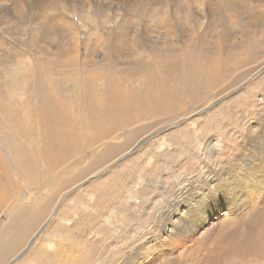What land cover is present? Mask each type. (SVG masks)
Listing matches in <instances>:
<instances>
[{
  "label": "rangeland",
  "instance_id": "1",
  "mask_svg": "<svg viewBox=\"0 0 264 264\" xmlns=\"http://www.w3.org/2000/svg\"><path fill=\"white\" fill-rule=\"evenodd\" d=\"M14 1L17 13L14 7L0 9V251L10 246L13 250L0 264H168V260L193 264V259L201 264L208 255L204 248L213 246L214 238L199 240L202 228L193 237L197 250L191 241L174 238L167 229L183 222L180 229L191 233L189 223L196 217L191 216L195 209H186L194 205L188 198L197 200L209 182L225 183L222 172L244 153L241 144L247 142L250 150L252 144L261 145L262 139L251 135L264 134V0H243L240 10L230 2L228 10L220 9L224 0ZM165 47H176L181 60L164 53ZM187 47L193 59L200 58L199 63L213 71L227 61L231 69L227 78L233 82L217 83L205 101L183 107L180 100L193 93L183 89L180 79L188 60L182 51ZM242 59L248 61L245 66ZM16 62L24 67L22 73L4 76L2 65ZM205 90L207 94L210 89ZM181 91L182 97L177 95ZM101 105L111 110L114 105L132 116V122L121 117L122 125L108 139L87 145L86 134L96 125L92 112ZM161 109L171 113L165 118L151 114ZM48 112L58 113L64 124L52 121ZM48 123L52 131L46 130ZM199 124L200 133L194 129ZM228 126L238 132L236 136ZM17 129L23 130V138ZM57 130L81 142L70 151L66 164L81 163L74 173L57 175L66 164L52 171L62 184L51 191L44 185L51 179L45 174L46 162L51 161L50 140ZM208 142L219 146L221 154L215 159L205 154ZM252 151L254 156L257 152ZM33 159L41 161V170L22 174L23 163ZM245 172L231 173L242 178ZM258 174L246 184L259 183L264 172ZM248 190L256 193L252 187ZM222 197L213 202L218 204ZM52 200L40 223L28 226L26 209ZM52 211L55 218H50ZM60 220L65 222L61 234L51 232ZM229 220L219 218L211 226L229 229L243 224L233 217ZM38 231L40 240L29 247ZM172 245L176 248L170 249ZM40 247L49 248L47 254L37 253Z\"/></svg>",
  "mask_w": 264,
  "mask_h": 264
},
{
  "label": "bare ground",
  "instance_id": "2",
  "mask_svg": "<svg viewBox=\"0 0 264 264\" xmlns=\"http://www.w3.org/2000/svg\"><path fill=\"white\" fill-rule=\"evenodd\" d=\"M9 1L10 0H0V9H4L5 10L4 6H9V7H11V9L14 7V11L17 13L18 12V9L16 8L17 6L15 7V5H14L16 2L14 0L13 1L11 0L10 2ZM19 1L21 2V0H19ZM54 1L57 2V1H61V0H54ZM78 1H80V0H78ZM164 1H166V0H164ZM178 1H180V0H178ZM211 1L219 3L222 0H216V1L211 0ZM224 1H225V3H224V5L220 9H223V8L225 9L226 8V10H228L227 9V6L228 5L226 4L227 2H230L231 7L233 9H235V10H240L242 8V5H243V0H224ZM20 2H18V3H20ZM41 2H42V0H41ZM45 2H47V1H45ZM128 2H132V1H128ZM161 2H162V0L160 1V3ZM39 3L40 2L38 1V4ZM53 3L54 2H51L50 4H53ZM179 4H181V3L178 2V4H176V5H179ZM21 11H22L21 10V7H19V12H21ZM48 19H50V16L48 17ZM41 24H44V28H45V25H47V24H45L43 22ZM53 27H55L54 24H53ZM58 28L60 29L61 27H58ZM58 28H57V31H58ZM174 29H175V27H174ZM51 30H52V28H51ZM178 30H179V28H178ZM180 30H182V28ZM180 34L182 35L181 32H180ZM164 35H165V32H164ZM244 36L245 35H242V37H244ZM63 44H65V43H63ZM175 48L176 47H173V48L172 47H165L163 49V51H164V53L165 52H170V53H172V55L175 58H179L181 60V53H177L178 50L175 49ZM188 49H190V48L187 47L186 48V51ZM186 51L185 52L182 51V54L183 55H187L184 59H186V60L188 59V60L184 62L183 68L180 71V72H182L180 74V79H182V81H183V89L184 88H187L189 91L191 90L193 93L191 95H189V96H184L183 100L182 99L180 100V103L183 105V107L192 106L194 104H197L199 102H202L203 100L205 101L207 99L208 94L211 93V90H212L211 88L213 86L215 88H217L216 87L217 86V83L220 85V83H222L223 81L224 82H227L228 81L229 83H227V84L229 86L233 82V81H229L230 79L227 78L228 75L230 74V70H231L229 68L230 65H229V63L227 61H225L224 66H221L220 69H217V70L213 71L209 67H206V65H202L201 62L199 63L200 58L193 59V54H192L191 51H187V52ZM118 52L119 53H122L119 50H118ZM249 52H251V50ZM251 55L255 58V60L257 59L256 56H254L253 54H251ZM128 57H129V55H128ZM123 58H125V56H123L121 59H123ZM169 59H172V57H170ZM242 60H244V63H242V64H244L243 66H245L248 61L246 59H242ZM168 64H169V66H171V61H169ZM18 65L19 64L17 62H16V64H12L11 66H10V64H3L2 65V74L5 76L4 73H7L8 74V72L9 73H14V74H20V73H22L24 67L21 66V65L20 66H18ZM5 71H7V72H5ZM176 74L178 75L179 72L176 73L175 70H174V75H176ZM5 79H7V78H5ZM5 83H6V85H11L9 82H7V80H5ZM75 84L77 85V83H75ZM5 87H8V86H5ZM9 88H10V86L8 87V89ZM79 88H81V87H79ZM205 88L210 89L207 94H205L206 93ZM215 88L212 90V93L215 90ZM58 91L62 93L63 92V89L58 88ZM65 92H66V90H65ZM165 92H167V89H163L162 90V93H165ZM184 94H185V92L181 91L177 95H180V97H182ZM112 106L113 107H112V110H111L109 106L101 105L98 109H96L94 112H92V115H93V117L96 120V125L93 128H91V130L88 131V133L86 134V139L88 141L87 145L89 144V145L93 146V145H95L97 143H100V141H103V140L108 139V137L111 136V134L115 130H117L120 127V125H122L121 120H120V119H122L121 117H123V122H127L128 120L131 121V118L130 117H132V116H128V115L124 114L122 111H117L114 108V105H112ZM37 107H38V109L40 111L41 108L39 106H37ZM124 107H127V106H124ZM105 110H111V111L105 112ZM42 113H46V112H42ZM170 113H171V109H168L166 111H163L161 109L159 112H152L151 114L153 116H155V117L162 116V118H165V117L169 116ZM258 113H260V112H258ZM50 114H52V113H49V115ZM186 114H189V112L187 110H186L185 115ZM52 115H53V118L51 119L52 121H54V120H56V121H62V122H60V126L64 124L63 119L61 118V116L58 113L57 114H52ZM132 115H133V112H132ZM185 115H183V116H185ZM242 116H246L245 113L242 114ZM146 118H147V116H146ZM243 118H245V117H243ZM237 122H240V121H237ZM137 123H139V122H137ZM249 124L250 123H248V126H250ZM122 127H124V126H122ZM200 127H201L200 124L197 125L196 127H194L195 131L196 132H199L200 129L203 130ZM208 128H210L209 125H207V127L204 128V129H206V132H207V129ZM257 128H255V129H257ZM263 128H264V126H263ZM52 129H53V127L49 123L46 124V130L47 131H52ZM212 130H214V129H212ZM229 130L232 131L234 135L237 132L236 130H233V129L231 130V128ZM137 132H138V129H137ZM249 132L252 133V132H254V130L250 127ZM17 133L20 135V138H23L24 137L23 130L17 129ZM59 133H60L59 130H57L55 132L56 136H58V138H59L58 140H56V136L50 140V147L49 148H51V150L48 153L51 156V158H49V159H51V161H47L46 162V169L48 171L45 174H46V177H48V176L50 177L51 176V179L49 180V183H48V180H47V182L44 185H45V187H48L49 186L51 188V191L56 190L57 188H59L60 184H62V182H59V180H58L59 177L57 175L62 176V174H65V173H74L76 166H78V164L81 163V162H79L78 164H74V163L71 162L68 165L66 164L67 163L66 161L69 158V154L71 153L70 151L74 147L78 146L81 142H77L71 135H68V134L62 133V132H61V134H59ZM227 133H228V131H227ZM51 136H54V135L51 134ZM251 136H254V137L255 136H258V137H260L262 139V142L260 141L261 142V145H259L260 147L257 144H252L251 145V147L255 148L254 153L257 152V153H255V155L253 154L254 156H252L250 154V152H253L252 151L253 148L251 150L248 149V143L247 142L241 144L240 146H242L245 149L244 153L241 154V156L239 158H237L235 161L229 162L228 164H230V165H228L227 170H225L224 172H222V174L225 175V177H222V179H223V181H225V183H222V182H213L212 181L211 182L212 185H210V182H209V184H208L205 192L202 191L200 193H197V197H196L197 200H195L192 197L188 198L189 200H193L191 202H194V205H188V207L186 209H187V211H192V210L195 209V211L193 212V214H191V216L194 215V217H196L195 219H192L190 221V223H189V225H190V229L189 230H191V233L184 232V231H182L180 229L181 226H183L185 224L183 222H182L181 226H176V224H175L176 222L175 221H177L178 218L175 219V221H174L175 223H173L172 226L170 225L171 228L170 229L169 228L167 229L169 233H174L172 235V237L175 238V237H180L181 236L182 239H186L188 242L191 241L192 244L190 242V246L193 245V243H197L198 242L197 240H194L193 237H194V235H196L197 233H199V231L202 228H203V232L202 233H204V234H203V236H201V237L198 238L199 240H202V242H203V240H208V239L214 238V240H215L214 245L211 246V247H208V248H204V250H206V249L208 250L207 251L208 255L204 259L203 258L201 259V264H233V263L234 264H250V262H253L254 264H264V178L262 180L260 179L261 181L259 183H255V186H250V185H247L246 184L248 181H250L251 179L254 178L252 175L257 176L258 172H262V171L264 172V134L263 133L254 132V135H251ZM250 137H249V139H251ZM197 138H198V135H197ZM244 140H246V139H244ZM130 141H132V140H130ZM127 142H128V140H127ZM110 147H111V145H110ZM121 147H119V148H121ZM207 147H208V150L205 151V154H206L207 158H212L213 157V159H215L216 156H218V154H221L218 151V147L219 146H217L215 144H212L211 142H208L207 143ZM113 149H114V147L111 149V152H112ZM92 150H94V149H92ZM106 150H108V149H106ZM114 151H116V150H114ZM217 151H218V153H217ZM84 157H85V155H84ZM84 157H82V158H84ZM98 163H99V161H98ZM62 164L63 165L66 164L67 165V166H65V171H60L59 173H57V175H54L53 176L51 174V172L52 171H55ZM32 168H34V169H38L39 168V170H41V168H42L41 161H38L37 159L36 160L33 159L31 162L28 161V164H27V161H25L23 163V167H22V170H23L22 171V174H25V173H28L29 174L30 171L32 170ZM243 169L244 170L246 169V172L243 174L242 178H239V177L238 178H234L233 177L232 173H235V171H238V170L240 171V170H243ZM78 170H79V168H78ZM79 174L81 175V173H79ZM86 174H87V172H86ZM81 178H82V176H81ZM33 181H34V179H33ZM72 181L73 180H70L68 182L71 183ZM220 183L223 185V187H221ZM250 184H251V182H250ZM44 185H42V186L44 187ZM232 185L234 187L231 188V192H228L227 191L228 188H226V187L227 186H232ZM64 186H66V183L64 184ZM249 186L252 187L256 191L255 194L252 192V190H251V192L248 190V188L250 189ZM63 188H66V187H63ZM219 190H222V191L219 192ZM91 195H93V194H91ZM219 195H222L223 196L221 198L223 200L222 201H219V203H221V205L219 203L218 204H215L218 201V200H216V197L217 196L219 197ZM215 200H216V202H213ZM53 201L54 200H52V201H45V202H43V204H40V203L37 204L36 203V204H33L30 208L26 209V211H25L24 214L27 217V220H26L27 225L32 227L33 225H35L36 223H38L43 217H45V215L47 213H49ZM197 201H199V204L197 203ZM59 207H60V205H59ZM58 211H60V210H58ZM55 212H53V214H51L50 218H55V215L57 213V212L56 213ZM113 212H115V211H113ZM178 213H180V212H178ZM245 213H247V216L249 215L252 218L249 219L246 216H244ZM68 214H69V212H68ZM171 217H173V216H171ZM171 217H169V218H171ZM229 217L230 218L233 217L235 219V221L237 220L239 222H242L243 224H241V223H240L241 225L239 224V227L240 228H236V227H233L232 225H229L228 227H231L229 229H226L225 228V225H222V224H219L220 225L219 227H216L214 225L211 226V224H213L212 222H214L216 219L221 218V220L222 219L223 220L226 219L228 221L229 220ZM44 219H46V218H44ZM61 219L63 220V218H61ZM62 220L57 221L56 223H54V226H53L54 229L51 232L57 231V233L59 234L60 230H62V228H60V227H63V229H64L65 222H63ZM67 221H68V219H67ZM171 221H173V220H171ZM107 222H108V220H107ZM222 222H223V224L226 223L225 221H221V223ZM51 223L49 225H51ZM114 223H115V221H114ZM114 223L112 222V224H114ZM67 226H68V224H67ZM4 227H5V225H4ZM48 227H46V228H48ZM50 227H52V226H50ZM71 227H70V229H71ZM46 228H44V229H46ZM165 228H167V227H165ZM50 230H51V228H50ZM50 230H48V231H50ZM25 232L27 233V231H25ZM39 232L40 231H38L36 233V235L34 236V238L32 240H30V241L28 240L29 241V245H28L29 247H32L33 248V245H34L33 243H35L34 240L39 235ZM60 234H61V232H60ZM57 237H59V236H57ZM188 237H190L191 240H188ZM20 238H22V237H20ZM48 238H51V237H48ZM37 239L40 240V238H37ZM56 239H58V238H56ZM0 242H3V237H1V235H0ZM208 242H209V240H208ZM11 243L12 242H9L6 245L10 246ZM53 243H55V242H53ZM23 244H24V242H23ZM40 244H43V243H39V245ZM58 244H57V246H58ZM174 248H176V246L175 245H172L170 249H174ZM194 248H197V247L194 246ZM199 248H200V246H199ZM47 249H49V248H47ZM47 249H45L43 247H40L39 250L38 251L36 250V251H37V253L38 252H41V253H46L47 254V252H48ZM58 249H59V246H58ZM11 250L12 249H11V246H10L7 249V251H4V250L3 251H0V261H2L3 259H5L6 256H7V252L9 253ZM197 250H198V248H197ZM24 251H25V249H24ZM51 251H53V250H51ZM56 251H58V250H56ZM199 251H201V250H199ZM192 253H194V252H192ZM46 254H44V255H46ZM48 255H49V253H48ZM181 257H178V262L180 261ZM16 258H18V257H16ZM23 260H26V259H23ZM69 260H70V258H69ZM55 261H57V260H55ZM175 263L176 262H173L171 260H168V264H175ZM192 263L193 264H197V262H196L195 259L192 260ZM69 264H72V263L70 262Z\"/></svg>",
  "mask_w": 264,
  "mask_h": 264
}]
</instances>
